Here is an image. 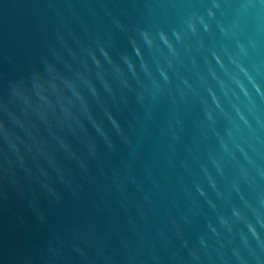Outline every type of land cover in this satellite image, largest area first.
Returning <instances> with one entry per match:
<instances>
[{
  "label": "water",
  "instance_id": "95a60500",
  "mask_svg": "<svg viewBox=\"0 0 264 264\" xmlns=\"http://www.w3.org/2000/svg\"><path fill=\"white\" fill-rule=\"evenodd\" d=\"M0 264H264V0H0Z\"/></svg>",
  "mask_w": 264,
  "mask_h": 264
}]
</instances>
